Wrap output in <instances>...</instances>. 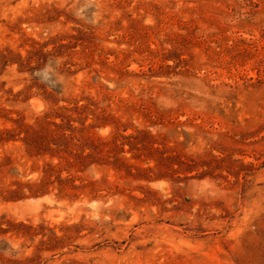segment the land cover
<instances>
[{
  "label": "rangeland",
  "instance_id": "1",
  "mask_svg": "<svg viewBox=\"0 0 264 264\" xmlns=\"http://www.w3.org/2000/svg\"><path fill=\"white\" fill-rule=\"evenodd\" d=\"M0 264H264V0H0Z\"/></svg>",
  "mask_w": 264,
  "mask_h": 264
},
{
  "label": "bare ground",
  "instance_id": "2",
  "mask_svg": "<svg viewBox=\"0 0 264 264\" xmlns=\"http://www.w3.org/2000/svg\"><path fill=\"white\" fill-rule=\"evenodd\" d=\"M32 107H33L35 110H38V109L40 108V104H39V102H38V101H34V102L32 103Z\"/></svg>",
  "mask_w": 264,
  "mask_h": 264
}]
</instances>
